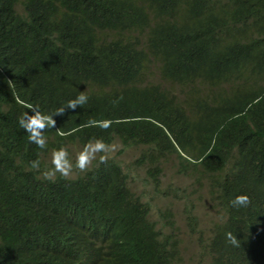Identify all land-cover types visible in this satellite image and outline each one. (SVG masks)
I'll use <instances>...</instances> for the list:
<instances>
[{"label":"trees","instance_id":"obj_1","mask_svg":"<svg viewBox=\"0 0 264 264\" xmlns=\"http://www.w3.org/2000/svg\"><path fill=\"white\" fill-rule=\"evenodd\" d=\"M262 81L264 0H0V264H264ZM30 107L65 108L45 149L19 125ZM92 137L139 149L137 181L158 193L164 163L210 181L220 220L204 242L189 217L198 254L150 219L113 158L42 178L52 149ZM240 194L250 204L233 207Z\"/></svg>","mask_w":264,"mask_h":264},{"label":"rangeland","instance_id":"obj_2","mask_svg":"<svg viewBox=\"0 0 264 264\" xmlns=\"http://www.w3.org/2000/svg\"><path fill=\"white\" fill-rule=\"evenodd\" d=\"M260 86H264V81L260 83ZM116 145V151L110 153L109 158L119 162L123 169L129 172L130 185L134 186V190L137 196L141 197V201L150 205V219L158 225L159 229L169 233L171 226L162 216L171 213L172 217L170 220L173 223L175 232L167 235L177 238L181 243L180 247L182 249L186 245L193 249L197 243V237L193 238V235L189 233L186 224L188 211H192L199 218L202 229H206L220 220V215L213 208L214 202L211 200L210 195V181L206 178L200 179L194 173H182V175H179L177 174L178 168L174 164L164 163L161 175L163 178L162 186L159 187L160 193H158L155 185L142 181L143 173H147V168L136 169L133 166L141 154L140 150L134 148L131 151H127V154L121 155L119 151L123 147L120 144ZM134 170L143 172L140 181H137L138 176ZM73 176L72 173L71 177ZM174 191H178V193ZM189 259V256H184L185 261L182 264H189Z\"/></svg>","mask_w":264,"mask_h":264},{"label":"clouds","instance_id":"obj_3","mask_svg":"<svg viewBox=\"0 0 264 264\" xmlns=\"http://www.w3.org/2000/svg\"><path fill=\"white\" fill-rule=\"evenodd\" d=\"M88 101V96L84 92H80V94L75 98L71 99L67 102V109L75 110L77 107H80L86 104ZM31 114L29 112H25L19 118L20 127L28 134V139L30 143L35 144L40 149H45L47 146V140L44 136V131L47 128H55L56 121L53 118L56 115H64L65 108H60L54 115L42 113L39 109L35 107H30ZM87 126H101L107 128L109 126V122H102L99 125H96L95 122L90 121ZM58 133L63 136L64 132L57 130ZM117 145L108 144L103 139L99 138H89V140L82 146V148L77 151L74 155L70 156L69 151L66 147L54 148L50 152V165L51 167L47 170L41 172V176L44 180L55 181L57 174L59 176L67 179L70 178L74 170H78L80 173H86L89 171L94 161H99V163H106L109 159V154L116 151ZM32 169L39 170L40 162L33 161L30 165ZM249 196L245 194H240L235 196L234 199L230 201V204L233 207H246L250 204ZM172 215V214H171ZM192 216L199 221V218L196 217L192 211H188V216L186 219V224L188 226V219ZM172 217V216H171ZM167 221V219H164ZM168 224L171 226V231L169 233H174V227L171 220L168 221ZM199 229L202 230L203 240L207 242L209 238V226L206 229H202L199 223ZM165 233V232H164ZM169 233H165L167 237L175 238L174 236L167 235ZM190 233V231H189ZM227 238L235 244L236 238L231 234H226ZM197 237V243L193 249H190V246L186 245L185 248L179 247V250L182 255L191 253L198 254L200 251V247L198 244V235H193V238ZM192 238V239H193ZM179 242V240L176 238ZM180 243V242H179ZM191 258V257H190Z\"/></svg>","mask_w":264,"mask_h":264},{"label":"bare ground","instance_id":"obj_4","mask_svg":"<svg viewBox=\"0 0 264 264\" xmlns=\"http://www.w3.org/2000/svg\"><path fill=\"white\" fill-rule=\"evenodd\" d=\"M117 3V2H116ZM147 10V9H146ZM151 10V9H150ZM50 11V10H49ZM145 12H147V11H145ZM149 13V12H148ZM56 15V14H55ZM35 16H36V14H35ZM153 16V15H152ZM53 17V16H52ZM175 17V16H174ZM59 18V17H58ZM57 21V20H56ZM155 21V20H154ZM149 23V22H148ZM161 24V23H160ZM98 25V24H97ZM96 28V27H95ZM102 30V29H101ZM144 30H145V28H144ZM146 30H147V27H146ZM94 32V31H93ZM149 32V31H148ZM55 34H56V32H55ZM96 34H97V32H96ZM150 35V34H149ZM151 36H153V35H151ZM54 37V36H53ZM117 39V38H116ZM137 40H139V39H137ZM132 42L134 41V40H131ZM158 41H159V39H158ZM119 43V42H118ZM134 43V42H133ZM120 44V43H119ZM135 44V43H134ZM142 44V43H141ZM144 44V43H143ZM96 52V51H95ZM142 53V52H141ZM167 53V52H166ZM165 53V54H166ZM133 54H134V52H133ZM147 54V53H146ZM167 54H169V52L167 53ZM173 55V54H172ZM171 55V56H172ZM169 59V58H168ZM161 60H163V59H161ZM168 62V61H167ZM166 62V63H167ZM164 63V62H163ZM79 64V63H78ZM85 64V63H84ZM76 68V67H75ZM82 69V68H81ZM102 69V68H101ZM100 69V70H101ZM94 70V69H93ZM95 72V71H94ZM93 73V72H92ZM91 74V73H90ZM102 74V73H101ZM103 75V74H102ZM75 76V75H74ZM97 76H98V74H97ZM105 76V75H104ZM110 77H111V75H109ZM103 77V76H102ZM108 77V76H107ZM99 78V77H98ZM118 78H120V77H118ZM118 78H116V79H118ZM100 79V78H99ZM175 79V78H174ZM87 80V79H86ZM101 80V79H100ZM166 79H164V81H165ZM173 80V79H172ZM91 82V81H90ZM93 82H94V80H93ZM159 82V81H158ZM96 83V82H95ZM166 83H169V82H166ZM86 84V83H85ZM97 84V83H96ZM96 84H95V86H96ZM89 85H91V84H89ZM98 85H99V83H98ZM97 85V86H98ZM161 84L159 83V86H160ZM173 85V84H172ZM87 86V85H86ZM171 86V85H170ZM178 87V86H177ZM99 88H100V86H99ZM102 88V87H101ZM160 88V87H159ZM95 90H96V87H95ZM98 90V89H97ZM100 90V89H99ZM102 90V89H101ZM104 90V89H103ZM159 90V89H158ZM160 94V93H159ZM151 120V119H150ZM99 123V122H98Z\"/></svg>","mask_w":264,"mask_h":264}]
</instances>
